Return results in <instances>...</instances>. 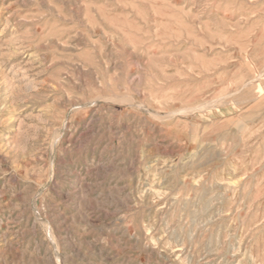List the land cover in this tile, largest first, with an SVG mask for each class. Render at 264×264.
Segmentation results:
<instances>
[{
	"label": "rangeland",
	"instance_id": "obj_1",
	"mask_svg": "<svg viewBox=\"0 0 264 264\" xmlns=\"http://www.w3.org/2000/svg\"><path fill=\"white\" fill-rule=\"evenodd\" d=\"M0 264H264V0H0Z\"/></svg>",
	"mask_w": 264,
	"mask_h": 264
},
{
	"label": "bare ground",
	"instance_id": "obj_2",
	"mask_svg": "<svg viewBox=\"0 0 264 264\" xmlns=\"http://www.w3.org/2000/svg\"><path fill=\"white\" fill-rule=\"evenodd\" d=\"M191 110V109H190Z\"/></svg>",
	"mask_w": 264,
	"mask_h": 264
}]
</instances>
